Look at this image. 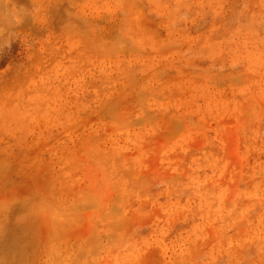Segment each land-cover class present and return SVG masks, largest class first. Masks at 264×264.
<instances>
[{"label":"rangeland","instance_id":"rangeland-1","mask_svg":"<svg viewBox=\"0 0 264 264\" xmlns=\"http://www.w3.org/2000/svg\"><path fill=\"white\" fill-rule=\"evenodd\" d=\"M0 264H264V0H0Z\"/></svg>","mask_w":264,"mask_h":264},{"label":"bare ground","instance_id":"bare-ground-1","mask_svg":"<svg viewBox=\"0 0 264 264\" xmlns=\"http://www.w3.org/2000/svg\"><path fill=\"white\" fill-rule=\"evenodd\" d=\"M4 250V249H3Z\"/></svg>","mask_w":264,"mask_h":264}]
</instances>
